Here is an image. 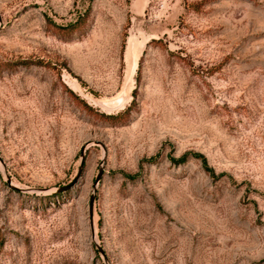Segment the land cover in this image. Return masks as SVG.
<instances>
[{
	"label": "rangeland",
	"instance_id": "374dc122",
	"mask_svg": "<svg viewBox=\"0 0 264 264\" xmlns=\"http://www.w3.org/2000/svg\"><path fill=\"white\" fill-rule=\"evenodd\" d=\"M0 264H264V0H0Z\"/></svg>",
	"mask_w": 264,
	"mask_h": 264
},
{
	"label": "trees",
	"instance_id": "16d2710c",
	"mask_svg": "<svg viewBox=\"0 0 264 264\" xmlns=\"http://www.w3.org/2000/svg\"><path fill=\"white\" fill-rule=\"evenodd\" d=\"M88 11H89V10H87L86 13H88ZM83 17H85V15H84ZM83 17H79L78 20H77V22H76L75 24H77V23H79L78 25L82 24L81 22L84 20ZM70 26H71V25H70ZM72 27H73V26H71V28H72ZM181 161H183V160H181Z\"/></svg>",
	"mask_w": 264,
	"mask_h": 264
}]
</instances>
